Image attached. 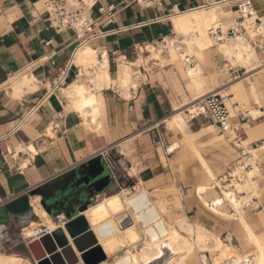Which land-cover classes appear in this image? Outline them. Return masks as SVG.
Returning a JSON list of instances; mask_svg holds the SVG:
<instances>
[{
  "label": "crops",
  "instance_id": "obj_1",
  "mask_svg": "<svg viewBox=\"0 0 264 264\" xmlns=\"http://www.w3.org/2000/svg\"><path fill=\"white\" fill-rule=\"evenodd\" d=\"M140 1L98 0L94 11L95 18L100 17V8H113L114 22L105 26L102 19L94 27V31L103 33L104 36L83 42L84 40L78 38L73 31H56L51 27V20L42 0H0V159L7 164L5 172L0 176V230L3 224L12 227V222L22 223L24 220L19 218H11L7 222V217L23 212V208H30L32 217L36 216L31 208L34 197H40V204L46 210L42 205V193L39 192L37 195L32 193L44 187L50 189L51 185L63 179L66 188L69 180L73 179L70 175L74 171L98 157L103 159L106 175L110 177L109 184L102 193L96 192L94 197L89 191L81 188L79 195L72 192L63 197L57 204L59 210L50 208L51 214L46 210L58 226L61 224L64 226L69 221L67 219L69 211L80 210L84 206L88 209L98 200L112 196L107 194L120 186L119 172H123L128 180H134L136 186L142 183L143 188L152 196L158 192L159 186L164 187L162 184L170 188L174 184L178 192L183 193L184 188L177 186L181 182L175 179L172 163L187 155L182 151V147L174 154H170L165 150L163 152L165 146L160 148L155 144L158 133L162 134L163 139L165 136L161 132L163 119L173 113L172 95L176 96L174 88H178L176 82H179V76L175 79L172 73L179 75L177 68L169 63L164 65L161 61L151 60L142 65V68H135L132 80L136 87H133L134 85L130 87L128 99L122 90L119 95H114L110 90L104 91L106 114L102 119L103 131L98 134L86 127L83 128V119L70 108L61 90L69 87L77 79V67L80 66L74 63L73 58L80 46L87 44L100 51L106 50L110 58L111 76L116 82L120 63L138 61L141 56L140 50L146 48L148 44L168 37L176 38L172 17L177 12L183 13L214 3L241 0H158V4L150 8H144ZM252 7L261 20L264 17V0H252ZM226 8L230 9V18L233 17V12L238 13L237 24L240 19L237 5H226ZM220 31L221 29L217 30L222 33ZM143 57L146 59L145 55ZM71 61L74 66L65 85L51 92L54 83ZM191 63L193 64L191 67H195L194 59ZM221 63L226 62L224 59L223 62L219 60L216 54L210 65L218 66ZM240 71L231 68L228 75L236 80L240 77ZM24 73H29L37 79L38 89L15 98L13 90L8 86L9 82ZM242 75L244 76V72ZM222 81L218 78L217 87L228 89L224 88L227 80ZM115 84L120 85L118 81ZM176 99L178 100L177 96ZM260 110L264 112L263 109ZM59 113L63 118L58 120ZM259 120L255 121L256 124H264L263 120ZM202 123L199 120L193 122L190 130L191 126H202L204 125ZM52 124L58 125V128L53 129L54 135L49 137L47 131ZM200 129L201 127H198V130ZM243 139L244 136L241 140ZM208 143L211 142L203 139L200 145ZM30 146L36 149V154L33 155L29 151ZM202 150L206 155L205 149ZM211 151L215 156L206 159L218 161L221 167L225 166L220 161L219 146L217 150ZM162 156L165 158L164 161ZM106 161L110 162V165L108 163L110 169ZM25 162L29 164L22 168ZM133 168L137 170L135 177L131 175ZM198 168L200 169L199 164ZM78 177L82 179V175ZM199 181L200 176L192 180L195 185ZM59 186L60 184L53 186V189ZM44 192L43 190V194ZM26 197L28 203L21 201ZM182 204L183 208L179 210H184L185 217L194 211L193 208L189 209L190 207ZM7 208L8 212L4 211ZM260 208L263 209L261 214L264 206L260 204ZM83 213L76 217L82 216ZM65 235L74 247L66 232ZM22 238L24 236L21 230L20 236L14 237L17 240L15 243L0 244V253L11 255L25 244V252L28 254L16 255H21L34 264L27 247L31 241L23 243ZM74 250L80 258L75 247Z\"/></svg>",
  "mask_w": 264,
  "mask_h": 264
},
{
  "label": "bare ground",
  "instance_id": "obj_2",
  "mask_svg": "<svg viewBox=\"0 0 264 264\" xmlns=\"http://www.w3.org/2000/svg\"><path fill=\"white\" fill-rule=\"evenodd\" d=\"M226 5L229 4L214 3L188 12H177L172 17L176 38H165V41L159 42L158 46L157 42L148 44L146 48L140 50L141 56L138 61L120 63L117 81L122 93L128 99L129 89L134 85L132 76L135 68H142V65L151 60L176 66L178 73L184 79L183 89L185 93L191 94V97L183 102L175 99L173 114L162 121L169 132L178 139L168 148V153L174 154L182 147L183 151L199 164L202 175L195 187L197 200L214 216L227 222H237L244 238V247L251 246L252 251L243 255L232 244V236L229 238V243H225L205 226L192 222L188 216L176 218V211L183 208L180 196L174 197L173 205L167 200H155L152 194L143 188L142 183H139L133 190L116 193L99 204L90 206L83 213L107 258H114L113 264H197L198 262L209 264L206 253L214 255V264H264V235L255 234L246 218V208L250 210L252 200L260 198L262 192L258 181L261 175L258 163L260 155L264 152V145L255 148L252 144L259 139V128L264 124L257 123L254 127L244 124L247 138L238 141L237 134L232 128L223 134H217L219 128L212 124L193 132L190 130L191 122L188 121L189 118L191 120L197 118L198 109L202 111L197 103L214 93L224 98L232 117L236 114L238 103L248 108V116L253 121L264 117L262 110L252 107V103L260 108L263 104L260 90L264 88V81L258 82L255 72L261 69L264 71V65L260 64L258 51L251 44V41H255L259 36L264 40V17L261 18L263 25L256 26L254 22L258 17L255 13L246 25V34L229 38L226 36L227 32L229 28L236 27V22L233 21L234 19H229L231 12ZM226 20L228 23H224ZM218 29H222L223 36L217 35ZM145 54L149 55L146 59L143 57ZM163 54L166 56L163 57ZM216 54L226 62L222 75H228L231 68L243 67L247 70L245 74L248 77L246 76L245 80H236L238 82L228 86V89L216 88V78L206 69L209 60H212V56ZM193 59L197 63L195 67L189 65ZM73 61L83 68L82 74L61 92L70 108L83 119V128L86 127L97 134L102 133L104 123L102 119L106 114L103 92L110 90L117 82L111 76L109 54L106 50L100 51L84 44L75 52ZM258 64L259 66L256 67ZM244 82H247L248 86L244 85ZM9 83L8 86L13 90L15 98L22 97L26 92H33L39 86L37 79L29 73L17 76ZM47 132L49 137L54 135L52 126ZM203 139L221 147L220 161L225 166L228 165V161H239L234 165L235 167H231V169L235 168L233 177L246 168V166L244 169L239 167L242 162L251 166L249 170L244 171L245 177L240 181L232 179L225 185L220 183L200 147ZM29 151L33 155L36 154L33 146L29 147ZM28 164L25 162L22 168H26ZM136 173L137 170L133 168L131 175L135 177ZM171 188L172 192L177 191L174 184ZM31 208L40 222H32L30 226L23 228L22 235L27 240L31 241L40 227L46 228L48 234L59 228L65 230L62 224L58 226L43 209L40 197L32 198ZM129 233L133 234V237L136 233L139 234L140 239L135 237L133 245L120 252L123 255L118 256L120 254L118 253L111 257L107 252L110 244L117 237ZM66 234L69 237L67 232ZM108 261L102 264H109ZM0 264L29 263L21 256L0 253Z\"/></svg>",
  "mask_w": 264,
  "mask_h": 264
},
{
  "label": "rangeland",
  "instance_id": "obj_3",
  "mask_svg": "<svg viewBox=\"0 0 264 264\" xmlns=\"http://www.w3.org/2000/svg\"><path fill=\"white\" fill-rule=\"evenodd\" d=\"M235 17H236V20H235ZM238 18H239V15L236 12V14H234L233 17L229 18V19L230 20L234 19L233 21L236 22ZM224 23H228V21L226 20ZM221 31H222V29H221ZM245 37L248 38V36H245ZM229 38H232V37H229ZM263 41H264L263 38L261 36H259L258 38L255 39V41L254 40H253V42L251 41V44L258 51L259 61L261 62L260 64L264 65V42ZM165 55L166 54H163L162 56H165ZM145 56L148 57L149 55L145 54ZM214 58H215V56H212V60ZM217 58H219V60L221 59V61L223 62V58L219 54H217ZM209 61L211 62V59ZM210 62H209L208 65H206V69H207V71L209 73H212L211 75L214 78H216V81H215V87L216 88H217V86L219 84L218 78L221 81L223 79L227 80L228 83H227V85H225L224 88H228V86L234 85V83L238 82L236 80H245L248 77L245 74L247 70H245L243 67H237V68H235L236 70L240 71V69H243V70H241L239 72V76L240 77L238 79L235 80L234 77L231 78L229 75L227 76V78H224V77H226V75H224V76H219V75L223 74L221 70H223V71L225 70V64L221 63V65H218V66H215V65L211 66ZM196 64L197 63L195 62V65ZM258 66H259V64L256 67H258ZM174 68H176V66ZM242 72H244V76L242 75ZM255 73L257 74L255 76V78L258 79V82H263L264 81V71H263V69H261L260 71L255 72ZM172 75H173V77L175 79H176V77L179 76L178 77L179 78L178 79L179 82H176V86L178 88H174L176 96L178 97V100H177L176 96L173 95V97H174L173 104H175V99L177 101L183 102L185 99H188L189 97H191V94L185 93V91L183 89V87H184V79H183L182 75L181 74L178 75L177 73L176 74L172 73ZM251 75H249V76H251ZM222 82H224V81H222ZM247 84H248L247 82H244V85L248 86ZM260 94L262 95V100H263V104L261 106V109L264 110V88H261ZM236 106H238L239 110L242 113H244V115L247 116L248 121L246 123L248 125L254 127L256 122L253 121L250 116H248V113H249L248 112V108L246 109V107H242L241 103H238V105H236ZM252 107L253 108H257L258 107L257 109L260 110V106L255 105L254 103H252ZM252 107H249V108H252ZM172 114L173 113H171L169 116H171ZM197 120L202 121L203 122L202 124H204V125H202V126H196V125L191 126V130H193V131L198 130V127L202 128V127H207L208 125H212L213 124L208 119H205L204 117H199V118H197L196 120H193V121H191L190 118L188 119V121L191 122L190 125H192V123L197 121ZM260 120L264 121V119H260ZM233 123L235 125H237L238 124L237 123V119H234ZM259 129H260L259 130L260 131V137L257 140V142H254L252 144V147H255V148H258L259 146H262V144L264 145V126L260 127ZM161 132L165 135L164 136V139H165L164 146H165V148H163L162 150H163V152H165V151L167 152L168 151L167 148H169L173 144V142L177 141V139L172 136L171 132H169V130L167 129L165 124L163 126H161ZM245 132H246V130H245ZM221 133L222 132H220V130L218 129L217 134H221ZM246 138H247V134L244 136V140ZM159 147L161 148L163 146H159ZM200 147L205 149L204 152H206V155H204V156L207 159H210L211 157L215 156V155H213V153H212L213 151H211V149H214V150L218 149V145L217 144H212V143H208V144H205V145H200ZM222 149H223V147H222ZM182 151H183V149H182ZM260 157L261 158H260V161L258 163V165H259L258 168L261 171V175L259 176L258 181H259V185H260V188H261L262 192L260 193V198H255L256 199V201H255L256 204H254L253 208H251L250 210L248 208H246V210H247L246 211L247 212L246 213V218H247L249 224L252 226L255 234H257L258 236H263L264 235V211L260 214V212L263 210L262 208H260V204L262 206H264V152L260 155ZM162 159H163V161L165 160L164 156H162ZM238 162L239 161H237V160H233L230 163H228V165L226 167L225 166L221 167L220 163L218 161L217 162L216 161H212V160L209 161V163H211V166L214 169V172H216L217 177L220 176V175L225 174L226 172H228L231 169V167L233 168V166L235 164H237ZM172 165L174 167V176L176 177L175 179H177V182H181V184H179L177 186H178V188H180V186H182L184 188L183 189V193H179L177 189H176L177 191L172 192V188L167 187V185H165V184H162L161 186H164V187H160L159 186L158 192H156V194L153 195L154 199L155 200H160V199L167 200V201L170 202V204L173 205L174 197L176 195L180 196L181 199H182V203H184V205L186 207H190L189 209H192V208L194 209V211H191L188 214V217H189V219L192 222H198L201 225L205 226L210 231H212V233H214L216 236L221 238L225 243H229V238L232 236L231 237L232 238V244L237 248V250L240 253H242L243 255L249 254L252 251V247L251 246L244 247V245H245L244 238H243V235H242L239 227L237 226V222H235V221L227 222V221H225L223 219H220V218L214 216L213 214L208 212L199 203V201L197 200L196 195L194 193L196 185L192 182V180L199 178V176L202 175V172L198 168V164L196 163V161L191 159L190 156L187 155L185 157H182L178 161L173 162ZM217 166H218V168H216ZM119 173H120V176L118 177L119 178L118 181L120 182L119 183L120 186L115 188L111 192H109L107 194L108 196L114 195L116 193H121L123 190H133L134 186H136V184L134 183V180H128L129 178L125 177L123 175V172H119ZM106 198H108V197L103 198L101 201H103ZM101 201L98 200L92 206H95V205L99 204ZM173 207L174 206H172V208ZM185 215H186V213L184 212V210H177L176 211V218H178L180 216H185ZM32 222H40V219L38 217H36V216H33L31 219L29 218L28 220L22 221V223L21 222L18 223V221L17 222L16 221L12 222L11 233L14 235V237L18 238L20 236L21 230H23L22 228L30 226V224ZM135 237L140 239L139 234H137V233L135 234ZM135 237H133V234H131V233L125 234V235H121V236L117 237L115 240H113L112 244H110L109 251H107V252L109 253V255L111 257H113L114 255L122 252L123 249L128 248L129 246L133 245ZM21 240H22L23 243H26L29 239L27 240L24 237ZM14 245H16V244H14ZM25 251H26L25 244H23V246H20L17 249V251L12 253V255L28 254ZM121 255H123V253L118 254V256H121ZM205 255L208 258L209 264H214V262H213V260H214L213 258H215L214 255H211L210 253H206ZM18 256H21V255H18ZM21 257H23V256H21ZM24 259L27 260L29 264H33L29 259H26V258H24ZM108 260H109V262H108L109 264H113L114 258L108 259ZM197 264H201V263L198 262Z\"/></svg>",
  "mask_w": 264,
  "mask_h": 264
},
{
  "label": "built area",
  "instance_id": "obj_4",
  "mask_svg": "<svg viewBox=\"0 0 264 264\" xmlns=\"http://www.w3.org/2000/svg\"><path fill=\"white\" fill-rule=\"evenodd\" d=\"M44 3V6L48 12V15L51 20V27L55 29L56 31H65L70 30L76 33L77 37L86 41H92L95 39H98L100 37H103V33H96L94 31V27L97 26L98 22H101L105 26H109L114 22V9L113 8H100L99 9V18H95V8L97 6L98 0H42ZM225 3H228L229 5H237L240 19L239 22L236 24V27H233L229 30L226 36L228 37H236L237 35H244L246 34V25L249 23V20L254 17V10L252 7V0H241V1H226ZM140 4L144 8H150L154 5L158 4V0H141ZM255 25L261 27L263 23L258 18L255 20ZM221 32V31H220ZM222 35V33H217V35ZM165 39H162L161 41L157 42V46L159 42H164ZM190 66H193L191 62H189ZM74 66V63L69 62L66 66L63 72L61 73V76L57 79V81L54 83L53 88H51V92H54L56 90H59L63 85H65L68 75L72 67ZM94 71V69L90 70ZM82 74V68L77 67V74L76 78L78 79ZM110 91L114 95H119L121 92L120 85L114 84L110 88ZM199 108L197 112V118L204 117L205 119H208L211 123H213L215 126H217L220 130V132L225 133L229 129H234V131L237 134V140L241 141L242 137L245 136V131L243 129V125L248 121V118L244 113H242L238 107H236V114L234 117H232L229 108L227 107L224 98L217 94H209L206 97H204L201 101L198 103ZM58 120L62 119L63 116L61 113L57 116ZM196 118V119H197ZM237 119V125L233 123V120ZM53 129L58 128V125H53ZM157 146H164V139L162 137L161 133H158L157 140L155 143ZM105 154V153H104ZM104 154H102L104 158ZM110 165L109 161H106V164ZM108 165V167H109ZM246 168L244 169V167ZM239 167H243L244 170L240 171L239 174L236 177L232 176V173L234 172V169H230L225 174L221 175L218 179L220 180V183L222 184H228L232 181V179H236L238 181L241 180V178L245 177L246 170H249L251 166H247L245 162H242ZM7 168L6 162H3L2 159H0V176L5 172ZM110 169V167H109ZM245 171V172H244ZM256 199L254 198L252 200V205L249 206L250 208H253ZM248 207V206H247ZM28 220V219H27ZM11 227L10 226H2L0 231V244L4 245H12V243H15L17 240L14 239L13 234L11 233ZM47 229L44 227H40L37 229L36 235L32 238L31 242L33 240H40L42 237L47 235ZM35 264V262H34Z\"/></svg>",
  "mask_w": 264,
  "mask_h": 264
},
{
  "label": "water",
  "instance_id": "obj_5",
  "mask_svg": "<svg viewBox=\"0 0 264 264\" xmlns=\"http://www.w3.org/2000/svg\"><path fill=\"white\" fill-rule=\"evenodd\" d=\"M103 163V159L98 157L82 166L79 170L74 171L70 175L73 179L69 180L70 182L66 188H64L66 185L63 183L65 179H63L51 185L50 189L49 187H44V189L34 191L32 195H37L39 192L42 193V205L49 214H51L50 206H57L63 197H67L72 192H77L79 195V189L81 188L89 191L90 195L94 197L96 192L102 193L109 184L110 177L106 175ZM78 175H82V179ZM66 180L68 181V178ZM59 184L60 188L53 189V186ZM43 190L45 191L44 194ZM45 200L47 201L45 202ZM21 201L28 203V197ZM29 210L31 211L30 208ZM86 210L87 206L80 210L69 211L67 216L69 221L64 225L80 258L76 255L74 247L65 235V231L59 228L53 233L45 235L40 240H35L28 244V250L35 264H102L108 261L86 217L84 215L76 217L79 213H83ZM4 211L8 212V208ZM21 214L22 212L8 216L7 222L11 218L20 217ZM31 217L32 213L29 218Z\"/></svg>",
  "mask_w": 264,
  "mask_h": 264
},
{
  "label": "flooded vegetation",
  "instance_id": "obj_6",
  "mask_svg": "<svg viewBox=\"0 0 264 264\" xmlns=\"http://www.w3.org/2000/svg\"><path fill=\"white\" fill-rule=\"evenodd\" d=\"M47 200H45L46 202ZM47 204V203H46ZM50 208L52 209H55V211L59 210V206H50ZM32 211H30L29 209H26V208H23V212L22 214L20 215V217H18L19 219L21 220H27L29 219L30 215H31ZM18 218H14V219H18Z\"/></svg>",
  "mask_w": 264,
  "mask_h": 264
},
{
  "label": "snow or ice",
  "instance_id": "obj_7",
  "mask_svg": "<svg viewBox=\"0 0 264 264\" xmlns=\"http://www.w3.org/2000/svg\"><path fill=\"white\" fill-rule=\"evenodd\" d=\"M217 203H220V201H216Z\"/></svg>",
  "mask_w": 264,
  "mask_h": 264
}]
</instances>
